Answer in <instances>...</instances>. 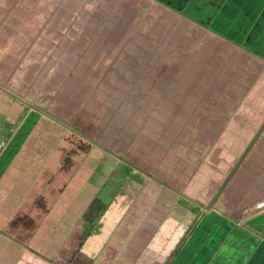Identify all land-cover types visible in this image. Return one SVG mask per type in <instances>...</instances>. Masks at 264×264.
<instances>
[{
    "label": "rangeland",
    "instance_id": "374dc122",
    "mask_svg": "<svg viewBox=\"0 0 264 264\" xmlns=\"http://www.w3.org/2000/svg\"><path fill=\"white\" fill-rule=\"evenodd\" d=\"M129 1L0 0V147L12 135L8 145L20 153L11 168L30 186L20 192L38 230L46 214L54 212V222L74 217L100 191L108 193L112 181H122L115 171L124 174L123 165L168 186L175 171L176 186L185 187L264 67L257 55L264 44H244L252 25L245 8L259 0H160L163 11L180 2L181 15L154 8L150 19L148 6L132 10ZM201 27L221 37L209 41L220 68L209 86L202 58L211 49L207 41L199 45ZM225 37L236 39L234 46L217 42ZM191 68L200 73L191 77ZM132 169L126 175L133 177ZM26 218L18 225H30ZM262 220L247 227L256 230Z\"/></svg>",
    "mask_w": 264,
    "mask_h": 264
},
{
    "label": "crops",
    "instance_id": "0c3cea01",
    "mask_svg": "<svg viewBox=\"0 0 264 264\" xmlns=\"http://www.w3.org/2000/svg\"><path fill=\"white\" fill-rule=\"evenodd\" d=\"M137 1L130 0L128 4L132 10L148 6L144 18L150 19L149 11L154 8L163 11L160 0ZM177 4L179 7H164L163 12L177 15L180 2ZM193 5L199 6L197 2ZM246 7L252 25L243 41L245 48H260L264 44V0H259L258 6ZM226 10L225 6L224 13ZM201 28L203 37L198 40L199 45L207 41L206 48L211 49V56L202 58L206 59L202 63L209 67L202 70L203 75L208 74L204 83L209 86L214 84L212 71H220L212 56L218 52L217 47L209 41L221 37ZM223 39L217 42L223 41L227 47L236 42L233 37ZM257 55L264 58L261 52ZM199 73L197 68L187 72L191 77ZM238 104L224 120L226 124L218 141L205 154L185 187L176 186L181 178L177 179L175 171L169 174L175 180L173 186L165 182L160 185L147 174L124 165V174L120 173L117 163L114 169L117 167L118 171H114L122 181L109 184L110 194L100 191L74 217L67 213L54 222V212L46 214L39 230L38 226L32 227L33 214L24 213L26 201L20 191L24 187L29 190L30 186H22L20 180H15L16 169L11 168L20 152L8 145L12 135L4 136L7 141L0 147V264H264V220L255 225L256 230L247 227L254 219H264V204L259 206L264 203V146H259L264 139V67L250 93ZM22 124L23 119L15 130ZM32 146L19 157L27 156ZM130 169L133 177L126 175ZM35 210L38 225L42 212L37 206ZM26 216L32 220L31 224L18 225ZM205 216L209 221L195 231V224ZM218 220L223 222L216 227L214 223ZM54 223L56 226H52ZM26 226L31 228L28 230ZM20 232L22 235L17 234ZM226 240L228 250L224 246ZM234 250L239 254L235 256Z\"/></svg>",
    "mask_w": 264,
    "mask_h": 264
},
{
    "label": "built area",
    "instance_id": "2783aa9c",
    "mask_svg": "<svg viewBox=\"0 0 264 264\" xmlns=\"http://www.w3.org/2000/svg\"><path fill=\"white\" fill-rule=\"evenodd\" d=\"M264 203L260 204L259 206L263 205Z\"/></svg>",
    "mask_w": 264,
    "mask_h": 264
},
{
    "label": "bare ground",
    "instance_id": "6f19581e",
    "mask_svg": "<svg viewBox=\"0 0 264 264\" xmlns=\"http://www.w3.org/2000/svg\"><path fill=\"white\" fill-rule=\"evenodd\" d=\"M262 207V206H261Z\"/></svg>",
    "mask_w": 264,
    "mask_h": 264
}]
</instances>
